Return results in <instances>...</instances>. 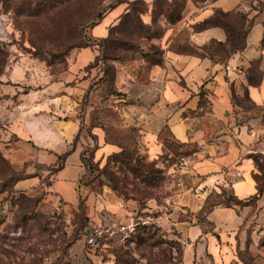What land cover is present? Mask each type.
I'll return each mask as SVG.
<instances>
[{
    "label": "rangeland",
    "instance_id": "obj_1",
    "mask_svg": "<svg viewBox=\"0 0 264 264\" xmlns=\"http://www.w3.org/2000/svg\"><path fill=\"white\" fill-rule=\"evenodd\" d=\"M115 1L99 0L93 9L87 7L79 13L77 0H6L14 18V31L9 46H0V264H101L108 260L112 264H184L183 228L198 222L208 224L204 205L193 213L178 200L183 194L196 193V185L185 178L192 151L164 132V153L149 166L152 159L146 152L140 127L124 121L106 101L111 95H115L111 96L115 100L124 94L117 87L119 62H133L140 55L148 62L155 54L163 57L164 50L157 39L163 37L168 25L158 11L157 21L142 29L134 16L127 18L112 36L136 51H116L111 42H107V48L103 38L94 37L92 28L99 20L97 15L107 14ZM207 1L195 3L203 5ZM146 2L150 12L154 1ZM245 2L249 13L264 8V0ZM123 6L134 7L132 14L144 8L136 0H126ZM175 40L172 45L180 50L196 49L188 41L187 31L179 32ZM83 42L97 47L100 60L93 66L96 68L91 84L79 102L77 115L83 120L87 107L93 106V124L102 125L105 132H79L74 138V146L81 142L84 147L85 173L78 188L79 200L68 203L53 191L54 174L64 158L50 165L40 163L32 151L22 147V139L14 135L2 109H6V99L13 95V71L21 62L33 59L56 79L68 68L70 47ZM214 59L227 60L224 53ZM242 66L251 81L260 79V59ZM21 79L27 80L26 91L42 83L38 75L29 71L27 79ZM199 95L201 105L208 109L207 91L201 89ZM233 97L240 107L238 111L245 115L242 121L257 131L249 155L264 168V106L255 105L243 88ZM106 143L115 149L109 150ZM106 189L125 200L126 210L121 214L106 206ZM225 196L233 198L234 194L227 189ZM212 199H216L214 192ZM91 236L93 243H89ZM256 242L259 249L248 234L243 244L233 249L236 257L226 264H264V236ZM195 264L214 263L202 260Z\"/></svg>",
    "mask_w": 264,
    "mask_h": 264
},
{
    "label": "crops",
    "instance_id": "obj_2",
    "mask_svg": "<svg viewBox=\"0 0 264 264\" xmlns=\"http://www.w3.org/2000/svg\"><path fill=\"white\" fill-rule=\"evenodd\" d=\"M215 8L225 11L245 9L249 13L250 7L245 0H208L203 5L188 0L182 18L167 25L163 37L157 39L164 50L162 62L150 63L142 55L133 62H119L117 87L124 94L115 100L111 98L115 95H111L106 100L124 121L140 127L150 159H160L164 153V132L192 151L185 178L196 185V193H186L178 198L188 210L200 211L209 194L227 189H231L238 199L247 201L244 205L218 204L207 213L208 224L198 222L183 228L186 238L184 264L202 260L226 264L236 257L233 249L243 244L248 234L254 239L256 249H259L256 241L264 236V190L259 192L256 179L261 172L249 155L257 131L242 121L245 115L238 111L240 107L232 98V88L235 92L243 88L255 105L264 106V46L261 44L264 8L249 13L251 17L257 16L248 35L247 47L225 62L172 45L182 30L187 31L188 41L197 47L215 39L225 41L227 33L222 27L195 29V24L211 16ZM127 9L122 3L105 14L92 28L94 37H107ZM142 19L151 24L152 10L143 14ZM99 52L96 46L73 49L67 58V70L56 79L42 64L34 63L33 59L24 60L13 71V78H16L14 92L6 99V109H2L12 132L22 139V147L32 151L40 163L50 165L70 151L53 181L56 197L68 203L78 201V188L85 173L84 147L81 142L74 146V138L79 132H105L102 125L93 124V106L87 107L83 120L77 115L79 102L91 84L96 67L86 69ZM256 59L262 61V73L256 83H251L242 65ZM28 71L42 81L30 91L25 90L27 80L21 79H27ZM201 89L207 91L208 109L200 103ZM106 147L111 151L115 149L107 143ZM234 171L241 172L242 176H236ZM254 196L257 197L254 199ZM89 198L88 202L91 195ZM123 202L126 203L106 189V206H111V210L121 214L126 210ZM101 264H112V261Z\"/></svg>",
    "mask_w": 264,
    "mask_h": 264
},
{
    "label": "trees",
    "instance_id": "obj_3",
    "mask_svg": "<svg viewBox=\"0 0 264 264\" xmlns=\"http://www.w3.org/2000/svg\"><path fill=\"white\" fill-rule=\"evenodd\" d=\"M98 1L99 0H77L78 5H79V8H78L79 13L85 12V8H87V7L90 10L93 9L94 6L98 3ZM125 1L126 0H116L115 3L110 6L109 10H111V9L115 8L116 6L124 3ZM193 1L199 3V2H202L205 0H193ZM136 2L143 4L144 8H142V9L138 8V9H136L137 12H134L132 14L134 7L130 8V6H129L128 11L122 16L119 24L111 27L108 36L103 38L102 41L104 44L106 42V46H107V42L108 43L111 42L110 44H112L113 49L116 51L121 49V48H126L127 50L132 49L133 51H136L137 48L132 47V45L130 46L124 40L119 39V38H114L112 36V35H114L113 34L114 30L118 29V27L122 25L124 20H126L127 18H132L133 16H134L133 20H134V18L137 19L138 23L140 24L139 27L141 29L143 27L152 26V24L157 21V11L161 12L163 14L168 25L175 24L177 21H179L182 18L183 12L186 8L187 0H154L153 5H152V23L151 24H147L142 19V15L149 11V6H148L147 2L145 0H136ZM4 7L7 11H10L7 8L6 0H4ZM105 14L106 13H104L103 15H101V14L97 15V18H99L98 22L100 20H102V18L104 17ZM79 16L81 17L82 14H79ZM256 16L257 15L251 17L249 13L244 12L240 9L225 11L222 8H215V10L211 16H209V17L205 18L204 20L195 24V29L196 30H203V29H206L209 27H215V26L222 27L227 33V39L225 41H219V40L215 39V40H212L209 43L205 44L202 47L195 46L197 50L196 49H183V51H187V52L194 53V54H200L203 56H209L211 58H215L216 56H219L220 54L224 53L226 59L228 60L235 53L241 52L247 47L248 35L250 32V29L255 24ZM96 24H94V26ZM148 32L150 33V29L148 30ZM261 44H262V46H264V36H263V39L261 41ZM78 46H80L82 48L88 47V46H90V43L83 42L81 44H73L70 47L67 54H69L74 48H76ZM107 48H108V46H107ZM107 48H106V51L108 50ZM115 57L119 58L118 56H115ZM162 58L158 57V55L155 54L150 59V62L151 63H161ZM99 60H100V56H97L95 61L91 62L86 70L88 71L90 68L95 66L96 62ZM114 70H115V68H114ZM114 76H115V73H114ZM249 81L251 83H256L255 81L254 82L251 81V79H249ZM232 92H233L232 94L234 96L235 91L233 88H232ZM232 98L234 100V97H232ZM69 153H70V151H67V152L63 153L59 158L63 157L65 159L69 155ZM135 159H136V161H139L138 157H136ZM255 160H256V158H255ZM154 162H156V161L155 160L150 161L149 166H151L152 163H154ZM255 162H256V165L258 164V168L261 172L260 174H258L256 176V179H257L258 184H259V187H258L259 192H262L264 190V168H262L261 165H259V162L257 160ZM63 165H64V163H63ZM63 165H62V167H63ZM62 167H59L57 169V171L60 170ZM134 169H135V172H137V171H139L140 167L134 168ZM117 187L118 186L116 184V188ZM214 194L216 195V199L215 200L212 199V195H213V192H212L207 197L205 204L202 208L203 210H205L206 213H209L212 210V208H214V206H216L218 204L230 206L232 204L244 205L247 202L245 200L238 199L236 196H233V198H231V196L229 198H226L225 191H223L221 193H218V192L215 193L214 192ZM256 197L257 196H254V199ZM79 198H78V200H79Z\"/></svg>",
    "mask_w": 264,
    "mask_h": 264
},
{
    "label": "built area",
    "instance_id": "obj_4",
    "mask_svg": "<svg viewBox=\"0 0 264 264\" xmlns=\"http://www.w3.org/2000/svg\"><path fill=\"white\" fill-rule=\"evenodd\" d=\"M14 31V18L11 11H7L4 7V0H0V46L7 45L12 41V34ZM184 165L187 162H183ZM236 176H242L239 171H234ZM94 237L91 236L89 243H93Z\"/></svg>",
    "mask_w": 264,
    "mask_h": 264
}]
</instances>
